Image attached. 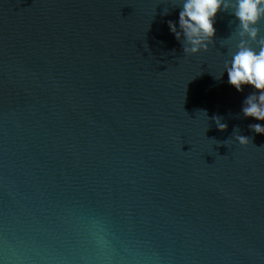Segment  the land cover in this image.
Masks as SVG:
<instances>
[{
	"label": "water",
	"instance_id": "obj_1",
	"mask_svg": "<svg viewBox=\"0 0 264 264\" xmlns=\"http://www.w3.org/2000/svg\"><path fill=\"white\" fill-rule=\"evenodd\" d=\"M179 11L0 0V264H264V121L217 78L235 18L186 56Z\"/></svg>",
	"mask_w": 264,
	"mask_h": 264
},
{
	"label": "clouds",
	"instance_id": "obj_2",
	"mask_svg": "<svg viewBox=\"0 0 264 264\" xmlns=\"http://www.w3.org/2000/svg\"><path fill=\"white\" fill-rule=\"evenodd\" d=\"M178 7V22L169 20L167 24L186 56L206 52L214 44V25L219 12L230 13L235 18L236 26L230 35L235 40V51L217 78H222L226 72L229 85L237 92L242 93L246 86L252 87L255 91L243 102V116L264 121V37L259 27L264 20V0H178ZM212 119L220 131L227 129L221 117ZM249 129L264 134V125L260 123L249 125ZM233 136L240 145L249 144V137L241 135L238 127Z\"/></svg>",
	"mask_w": 264,
	"mask_h": 264
}]
</instances>
